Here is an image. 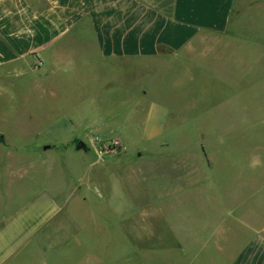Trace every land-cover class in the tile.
Segmentation results:
<instances>
[{"label":"rangeland","instance_id":"374dc122","mask_svg":"<svg viewBox=\"0 0 264 264\" xmlns=\"http://www.w3.org/2000/svg\"><path fill=\"white\" fill-rule=\"evenodd\" d=\"M240 21L243 38L206 39L191 59L153 61L127 76V91L147 93L143 103L105 92L106 103L89 108L82 122V108L70 102L86 89L56 86L55 97L44 99L31 82L0 79V134L20 141L17 134L53 119L57 129V138L37 140L50 149L25 157L27 169L41 171L32 189L41 190L40 211L48 214L42 249L7 264H178L179 251L162 250L164 222L177 206L200 204L171 202L164 174L197 182L176 193L186 199L264 194V17ZM106 142L117 144L105 149ZM145 205L153 206L151 218L139 217Z\"/></svg>","mask_w":264,"mask_h":264},{"label":"crops","instance_id":"0c3cea01","mask_svg":"<svg viewBox=\"0 0 264 264\" xmlns=\"http://www.w3.org/2000/svg\"><path fill=\"white\" fill-rule=\"evenodd\" d=\"M246 15L264 17V0H0V79L7 86L31 82L44 99L55 97L56 86L86 89L70 102L82 108V122L89 108L106 103L105 92L123 91L126 104L143 103L147 93L127 91L126 79L153 61L191 59L206 39L228 44L243 38L238 26ZM54 121L17 134L20 141L0 134V264L42 249L47 212L40 211L41 190L32 189L41 171L27 169L25 157L39 156L40 146L50 149L37 140L57 138ZM161 181L171 202L200 204L177 206L164 222L169 242L162 250L179 251L178 264H264L263 190L251 199H186L176 193L195 180L164 174ZM152 207L141 208L139 217L151 218Z\"/></svg>","mask_w":264,"mask_h":264},{"label":"built area","instance_id":"2783aa9c","mask_svg":"<svg viewBox=\"0 0 264 264\" xmlns=\"http://www.w3.org/2000/svg\"><path fill=\"white\" fill-rule=\"evenodd\" d=\"M116 144H117V142H106L103 145H104L105 149H108V148H111L113 145H116Z\"/></svg>","mask_w":264,"mask_h":264},{"label":"trees","instance_id":"16d2710c","mask_svg":"<svg viewBox=\"0 0 264 264\" xmlns=\"http://www.w3.org/2000/svg\"><path fill=\"white\" fill-rule=\"evenodd\" d=\"M77 146L79 148H84L85 150L87 149L81 142H77Z\"/></svg>","mask_w":264,"mask_h":264},{"label":"water","instance_id":"95a60500","mask_svg":"<svg viewBox=\"0 0 264 264\" xmlns=\"http://www.w3.org/2000/svg\"><path fill=\"white\" fill-rule=\"evenodd\" d=\"M48 147L46 146V147H44V149H47ZM79 149V148H78Z\"/></svg>","mask_w":264,"mask_h":264}]
</instances>
